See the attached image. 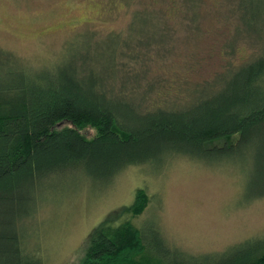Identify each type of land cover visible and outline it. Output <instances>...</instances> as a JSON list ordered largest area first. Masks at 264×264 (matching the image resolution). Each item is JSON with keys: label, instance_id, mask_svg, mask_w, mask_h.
I'll return each instance as SVG.
<instances>
[{"label": "trees", "instance_id": "1", "mask_svg": "<svg viewBox=\"0 0 264 264\" xmlns=\"http://www.w3.org/2000/svg\"><path fill=\"white\" fill-rule=\"evenodd\" d=\"M188 1L195 20L198 0ZM150 11L134 12V35L106 36L120 40L112 49V74L97 73L85 64L90 59L77 54L32 67L0 49V264H43L25 250L34 248L29 230L39 211L71 187L111 185L132 167L197 161L239 174L243 206L264 197V0L244 4V28L237 30L246 38L255 33L257 55L195 85L181 104L160 103L145 65L140 72L134 68L137 47L154 43L156 23L160 38L167 36V27H159L164 16ZM153 93L160 95L152 98ZM149 203L146 191L138 189L133 203L119 212L127 219L101 222L81 264H264V236L216 253L179 250L158 224L132 223Z\"/></svg>", "mask_w": 264, "mask_h": 264}, {"label": "rangeland", "instance_id": "2", "mask_svg": "<svg viewBox=\"0 0 264 264\" xmlns=\"http://www.w3.org/2000/svg\"><path fill=\"white\" fill-rule=\"evenodd\" d=\"M185 1L0 0V49L32 67L77 54L90 59L85 64H93L97 73L112 74V49L120 40L106 36L134 35L129 27L134 12H161L159 27H167V36L160 38L156 23L154 43L137 47L140 59L134 68L146 67L160 103H185L195 85L247 63L260 48L254 32L247 38L237 33L244 28V4L251 0H198L195 20L191 1L188 6ZM91 35L98 46L91 44ZM154 93L152 98L160 95ZM138 189L146 191L150 203L132 223L138 228L158 224L165 240L185 253L222 252L264 236V197L243 206L239 174L176 158L161 167L127 169L111 185L82 182L53 197L29 230L34 248L26 252L37 253L43 264H81L93 230L105 220L117 225L127 219L119 212L133 203Z\"/></svg>", "mask_w": 264, "mask_h": 264}]
</instances>
